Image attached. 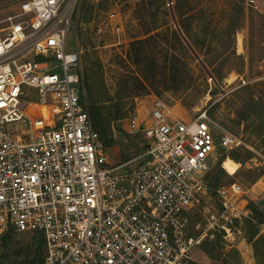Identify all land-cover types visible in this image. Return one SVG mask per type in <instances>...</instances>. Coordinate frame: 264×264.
Instances as JSON below:
<instances>
[{
	"label": "built area",
	"instance_id": "obj_1",
	"mask_svg": "<svg viewBox=\"0 0 264 264\" xmlns=\"http://www.w3.org/2000/svg\"><path fill=\"white\" fill-rule=\"evenodd\" d=\"M80 3L24 0L6 18L0 36V236L39 233L42 264H191L193 247L217 234L230 241L236 222L250 217L239 203L242 185L213 187L207 179L210 155L247 146L209 115V107L184 119L156 100L148 117L135 112L125 118L127 131L143 140L139 154L110 164L88 112L81 51L76 42L67 47ZM45 106L56 116L51 124L40 122ZM258 181L264 187V173ZM211 192L220 208L205 231L192 236L190 212Z\"/></svg>",
	"mask_w": 264,
	"mask_h": 264
},
{
	"label": "rangeland",
	"instance_id": "obj_2",
	"mask_svg": "<svg viewBox=\"0 0 264 264\" xmlns=\"http://www.w3.org/2000/svg\"><path fill=\"white\" fill-rule=\"evenodd\" d=\"M22 1L0 0V36L8 23L6 18L18 13ZM82 1L78 16L66 33L67 47L76 42L81 51L82 71L87 66L108 95H128L124 98L127 116L138 112L140 117H148L156 100L184 119L209 107V115L227 131L241 136L247 149L254 153L250 161L237 162L236 172L229 174L218 164L223 154L219 156L215 152L207 159L208 165L213 166L210 175L220 177L219 185L230 182L242 185L244 193L239 198H246L252 215L255 209L264 222V187L258 182L249 190L264 173V156L257 148V136L250 133L252 127L238 119L245 97L240 87L249 85L250 91L264 104V0H179L183 7L182 18L175 16L176 0H87L85 5ZM236 2L243 9L233 49L242 57L241 66L233 58L225 62L218 60L213 67L205 66L190 45L183 48L176 37H146V30L153 21L163 23L162 29L169 30L177 27L178 20L189 23L192 15L212 35L214 29L217 31L225 23ZM109 13L114 15L109 17ZM83 14L86 20H82ZM213 71L221 77L214 76ZM24 90L32 92L28 87ZM85 93L87 96L86 84ZM32 98L35 99L33 95ZM40 116L42 124H51L52 117H56L51 106L43 107ZM126 117L113 119L108 126L113 143L108 147L107 156L112 165L135 157L143 147L141 136L127 131ZM254 178L256 180L252 181ZM219 208L217 194H206L192 209L189 234L203 233L210 215ZM242 235V230L238 234L234 229L231 240L221 242L238 244ZM2 236L0 264H28L40 234L11 233L8 240ZM212 241L206 238L202 243ZM239 247L231 255V264H258L252 246L249 255L243 244ZM190 255L191 264H225L222 256L211 259L200 248H195ZM262 260L264 251L260 253V262Z\"/></svg>",
	"mask_w": 264,
	"mask_h": 264
},
{
	"label": "trees",
	"instance_id": "obj_3",
	"mask_svg": "<svg viewBox=\"0 0 264 264\" xmlns=\"http://www.w3.org/2000/svg\"><path fill=\"white\" fill-rule=\"evenodd\" d=\"M87 0H83L82 4L85 5ZM242 5L239 2L234 4L231 12L229 13L225 23L220 27V29H214V33L211 35L209 29H203V25L195 17L191 18L189 23H184L178 20L177 27L172 29H162L163 23L154 22L146 30V37H176L178 42L183 48H187L186 45L189 44L191 49L201 57L205 66L213 67L218 60L220 62H225L231 60L232 58L237 60L239 66L242 65V57L236 55L233 49V41L236 30L239 27L240 16L242 13ZM183 7L179 4V0H176V5L174 7V13L176 18H182ZM82 20H86L85 14L82 15ZM84 18V19H83ZM186 42V43H185ZM217 78L221 75L212 72ZM83 79L86 84L87 89V103L88 112L93 124V127L100 134L105 146L108 151V147L113 143V138L110 135L109 124L113 119H121L127 116L126 104L127 102L124 98L128 95H115L110 96L106 92L102 83H98L96 77L90 72L89 68L84 67ZM144 86V85H142ZM144 88V87H143ZM241 91H245V97L242 98V111L238 114L239 121H244L247 123V127L251 126L252 129L250 133L257 136V148L261 151L264 156V104L261 100L257 99L254 94L250 91L249 85H244L240 87ZM112 101V102H111ZM228 156L236 162H248L254 156V153L244 147L235 148L223 154L218 161L221 165V161ZM121 163V162H119ZM259 173L257 176H259ZM209 184L213 187L219 185L220 177L213 176L208 173L207 175ZM254 178L252 181H255ZM252 205L251 201L249 202ZM253 214V213H252ZM254 220L257 223L263 221V216L257 213L254 209V215L250 219H244V226H246V239L252 242L253 251L255 257L259 258L260 253L264 251V234H259L257 225L252 223ZM259 234V235H258ZM11 236V232H8L2 236L3 239L8 240ZM221 237L218 235L214 240V243H206L204 246L205 251L212 256V258H217L221 256V253L216 250V245H220L219 241ZM233 252H237V249L231 248L227 252V257L222 259L225 264H231V255ZM239 257V255H238ZM43 261V238L40 235L38 239L33 257L28 264H42ZM239 262V259L238 261ZM235 262V263H237Z\"/></svg>",
	"mask_w": 264,
	"mask_h": 264
},
{
	"label": "crops",
	"instance_id": "obj_4",
	"mask_svg": "<svg viewBox=\"0 0 264 264\" xmlns=\"http://www.w3.org/2000/svg\"><path fill=\"white\" fill-rule=\"evenodd\" d=\"M246 148H248V146L246 147ZM226 154V153H225ZM228 157V156H227ZM226 158V157H225ZM224 158V159H225ZM223 161V160H222ZM222 161H221V163H222ZM211 172V171H210ZM209 172V173H210ZM208 179V178H207ZM209 182V181H208ZM258 183V181L257 182H255V184L249 189V190H253V188H254V186L256 185ZM205 195H203V196H201V200H202V198L204 197ZM252 198V197H251ZM200 200V201H201ZM239 203H240V205L241 206H245L248 210H250V212H251V214H250V217H243L242 219H240V220H238L237 222H236V227H235V230L237 231V233L238 234H240L241 233V230L243 231V233H244V235H242L241 236V239L239 240V242H238V244H233V243H228V244H226V243H223L222 244V242H221V240H224L223 238H222V236L220 235V234H217L216 236H215V238H213V239H208V240H213L212 242H210V243H214V240L217 238V236L219 235L220 237H221V240L219 241V243L220 244H222V245H216L217 247H216V252L217 251H219L220 253H221V256H222V259L224 258V257H227V252L231 249V248H235V249H237L238 250V248H240L239 246L240 245H244V250L246 251V253H248V255H249V253H250V251H251V246H252V242H250V241H248L247 239H246V237H245V231H246V226H244V219H250L251 217H252V211H251V209L248 207V200L246 199V198H243V197H241L240 198V200H239ZM191 212H192V210H191ZM191 212H190V214H191ZM252 223L253 224H255V225H257V227H258V230H259V234H261V233H263L264 234V222L262 221V222H260V223H257L256 224V222L254 221V220H252ZM241 224V225H240ZM258 234V235H259ZM207 244H209V243H207ZM204 246H206V243H201L200 245H196L195 247H193V249H192V251L195 249V248H200L201 250H202V252L205 254V255H207L208 257H210L211 259H215V258H212V256H210V254H208L206 251H205V248H204ZM222 246V247H221ZM207 247V246H206ZM252 249H253V246H252ZM224 250V251H223ZM253 253H254V251H253ZM255 256V255H254ZM256 258V257H255ZM217 260V259H216ZM256 260L258 261V264H264V260H262L261 262H260V257L258 258H256ZM230 262H232L231 260H230Z\"/></svg>",
	"mask_w": 264,
	"mask_h": 264
},
{
	"label": "bare ground",
	"instance_id": "obj_5",
	"mask_svg": "<svg viewBox=\"0 0 264 264\" xmlns=\"http://www.w3.org/2000/svg\"><path fill=\"white\" fill-rule=\"evenodd\" d=\"M222 167L229 173L233 174L236 172L238 168V163L231 159L230 157H227L222 161L221 163ZM260 182V181H258Z\"/></svg>",
	"mask_w": 264,
	"mask_h": 264
},
{
	"label": "water",
	"instance_id": "obj_6",
	"mask_svg": "<svg viewBox=\"0 0 264 264\" xmlns=\"http://www.w3.org/2000/svg\"><path fill=\"white\" fill-rule=\"evenodd\" d=\"M218 150H219L220 153L223 152V148L221 146H219Z\"/></svg>",
	"mask_w": 264,
	"mask_h": 264
}]
</instances>
